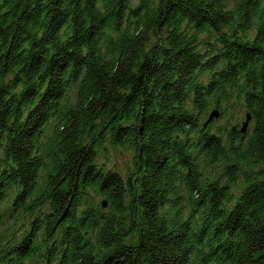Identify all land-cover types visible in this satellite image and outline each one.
Instances as JSON below:
<instances>
[{"label":"trees","instance_id":"1","mask_svg":"<svg viewBox=\"0 0 264 264\" xmlns=\"http://www.w3.org/2000/svg\"><path fill=\"white\" fill-rule=\"evenodd\" d=\"M0 264H264V0H0Z\"/></svg>","mask_w":264,"mask_h":264},{"label":"rangeland","instance_id":"2","mask_svg":"<svg viewBox=\"0 0 264 264\" xmlns=\"http://www.w3.org/2000/svg\"><path fill=\"white\" fill-rule=\"evenodd\" d=\"M121 162L119 163L118 167L119 168H123L124 165L126 164V166H129L131 163H130V158H128V156H123L120 158Z\"/></svg>","mask_w":264,"mask_h":264},{"label":"water","instance_id":"3","mask_svg":"<svg viewBox=\"0 0 264 264\" xmlns=\"http://www.w3.org/2000/svg\"><path fill=\"white\" fill-rule=\"evenodd\" d=\"M215 116H218V114L215 113ZM210 118H211V117H210ZM250 120H251V117L248 116V117H247V121L245 122V124H244V126H243L242 133H245V132H246V129H247L249 123H250ZM105 205H106V204L104 203V206H105Z\"/></svg>","mask_w":264,"mask_h":264}]
</instances>
